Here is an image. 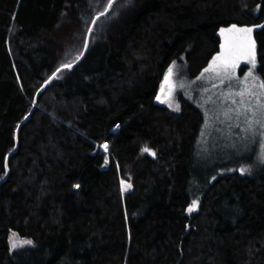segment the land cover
<instances>
[{
  "label": "trees",
  "instance_id": "1",
  "mask_svg": "<svg viewBox=\"0 0 264 264\" xmlns=\"http://www.w3.org/2000/svg\"><path fill=\"white\" fill-rule=\"evenodd\" d=\"M108 5L0 0V264H264V166L207 167L201 111L154 104L171 63L196 77L232 25L260 27L264 82V0Z\"/></svg>",
  "mask_w": 264,
  "mask_h": 264
},
{
  "label": "rangeland",
  "instance_id": "2",
  "mask_svg": "<svg viewBox=\"0 0 264 264\" xmlns=\"http://www.w3.org/2000/svg\"><path fill=\"white\" fill-rule=\"evenodd\" d=\"M231 27L223 28V33L222 29L220 30L219 52L205 68L208 71L204 69L196 77L190 78L186 72L184 56L171 63L169 68L173 71L170 73V89L164 107L174 113H180L181 96L198 108L203 115V124L196 143L201 153L208 154V157H201L206 161L207 167L221 169L223 172L232 162L244 157L253 166L247 161H240L238 170L241 173V169H244L243 174H248L254 168L264 166V162H261V157L264 156V128L256 125L255 135L246 131L249 127L247 120L254 118L252 107L264 103V89L259 87L262 81L257 74L256 44L253 38L255 30L260 27H251L252 31L247 34L254 42V60L250 61L247 56L239 55L230 74L224 75L218 67L220 61L217 60L214 64V58L228 52L243 36L236 30L229 31ZM244 28L249 27L237 26V29ZM247 89H251L252 94L241 97V91ZM241 100L244 101L243 105ZM221 172L217 173L222 175ZM190 209L192 210L190 207L188 213ZM27 242L14 232L8 238L11 250L21 248L27 245ZM13 244L15 247L11 246Z\"/></svg>",
  "mask_w": 264,
  "mask_h": 264
},
{
  "label": "snow or ice",
  "instance_id": "3",
  "mask_svg": "<svg viewBox=\"0 0 264 264\" xmlns=\"http://www.w3.org/2000/svg\"><path fill=\"white\" fill-rule=\"evenodd\" d=\"M112 0H109V7H111ZM236 30L238 32H241L243 36L240 38L239 43L232 45L229 48V51L225 54H222L220 57L214 58V64L217 60L220 61V64L218 67L220 70L224 73V75H229L230 70L235 67V60L238 58L239 55H245L249 58L250 61L254 60V42L251 41L248 38V33L252 31L250 28H244V29H237L236 25H232L231 29L229 31ZM91 31V30H89ZM223 33V29L221 30ZM87 46V45H85ZM65 67H71V65H65ZM169 73H172L173 69L169 68ZM205 71H208V69H205ZM169 81V76H165V82L167 83ZM260 88L264 89V82H261L259 85ZM246 94L251 95V89H247L244 91H241L240 95L241 97H244ZM159 99V97H158ZM244 101L241 100V104L243 105ZM247 110V109H246ZM252 114L253 119L247 120L248 123V129L246 131H251L253 135H255V126L259 125L262 128H264V103H258L256 106L252 107ZM227 115V113H225ZM105 149H107V145H104ZM145 152H150L151 150L145 147L143 149ZM152 155H155L154 152L151 153ZM261 162H264V156L261 157ZM244 169H241V173L243 174ZM78 188L79 185H76ZM195 203V202H194ZM191 210V209H190ZM27 243H31V241H28ZM12 247H15V245H11Z\"/></svg>",
  "mask_w": 264,
  "mask_h": 264
},
{
  "label": "water",
  "instance_id": "4",
  "mask_svg": "<svg viewBox=\"0 0 264 264\" xmlns=\"http://www.w3.org/2000/svg\"><path fill=\"white\" fill-rule=\"evenodd\" d=\"M72 68V65H71V67H68V69H71ZM166 75H168L169 76V78H170V73L169 72H167L166 74H165V76ZM165 76L163 77V80H162V83H161V85H160V87H159V89H158V91H157V93H156V95H155V98H154V104L156 105V106H163L164 105V103L166 102V100H167V98H168V94H169V89H170V82L168 81L167 83L165 82ZM50 80L51 79H49L43 86H42V88L38 91V94H39V92L40 91H42L43 90V88L50 82ZM158 97H159V99H158ZM32 113V112H31ZM30 113V114H31ZM30 114L29 115H27L26 116V118L19 124V126H18V128H17V130H16V133H15V138L17 137V135H18V130H19V128L21 127V126H23L27 121H28V119H29V117H30ZM16 148H17V146H15V148L13 149V151L8 155V157L6 158V161L15 153V151H16ZM5 181V177H4V179H2L1 181H0V184L2 183V182H4Z\"/></svg>",
  "mask_w": 264,
  "mask_h": 264
},
{
  "label": "built area",
  "instance_id": "5",
  "mask_svg": "<svg viewBox=\"0 0 264 264\" xmlns=\"http://www.w3.org/2000/svg\"><path fill=\"white\" fill-rule=\"evenodd\" d=\"M104 145H107V144L104 143V144L101 145V151L102 152H106L107 151V149H105Z\"/></svg>",
  "mask_w": 264,
  "mask_h": 264
}]
</instances>
